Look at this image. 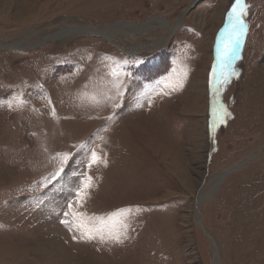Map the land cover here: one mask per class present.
I'll return each instance as SVG.
<instances>
[{
	"label": "rangeland",
	"instance_id": "rangeland-1",
	"mask_svg": "<svg viewBox=\"0 0 264 264\" xmlns=\"http://www.w3.org/2000/svg\"><path fill=\"white\" fill-rule=\"evenodd\" d=\"M194 1L0 0V264H264V0L218 94L233 0Z\"/></svg>",
	"mask_w": 264,
	"mask_h": 264
},
{
	"label": "snow or ice",
	"instance_id": "snow-or-ice-1",
	"mask_svg": "<svg viewBox=\"0 0 264 264\" xmlns=\"http://www.w3.org/2000/svg\"><path fill=\"white\" fill-rule=\"evenodd\" d=\"M249 5L245 0H233L231 8L226 13L224 26L220 29L217 40V60L213 65L210 73L209 85L213 88L215 93H219L223 86L230 82V78L233 75H238V72L231 68L233 61L238 58L239 49L243 44L244 37L247 32V21L244 17L247 15V9ZM139 63V61H137ZM119 88V85H117ZM119 95V92L117 93ZM217 100L213 102L212 108V120L210 123V129L214 133L219 124L226 123V119L230 117L231 113L228 112L226 107L222 104L216 107ZM53 115L55 112L53 110ZM68 154L65 153L61 156V162H66ZM93 162L96 161V154H92ZM90 179V178H89ZM90 187L86 184L84 188L77 192V199L82 201L87 197L86 188ZM69 212L65 213V216H72V220L65 219L62 221L69 228L75 227L77 231L81 232L82 239L93 240L99 238L101 241L111 240L114 242H122V237H126V229L128 227L124 218H121L118 213H114L110 218L111 223L104 222L101 218L92 217L90 220H100L99 226H89L85 222L83 213L71 211L72 205L69 204ZM130 210H120V212Z\"/></svg>",
	"mask_w": 264,
	"mask_h": 264
},
{
	"label": "water",
	"instance_id": "water-1",
	"mask_svg": "<svg viewBox=\"0 0 264 264\" xmlns=\"http://www.w3.org/2000/svg\"><path fill=\"white\" fill-rule=\"evenodd\" d=\"M200 0H195L193 3H191L190 4V6L181 14V16H180V20L191 10V9H193V8H195L196 7V5H197V3L199 2ZM164 20H166V19H164ZM178 22H180V21H178ZM177 24H179V23H177ZM113 25H111V26H108L107 28H111ZM177 26V25H176ZM88 32H90L91 34H93V35H97V36H100V35H104L102 32H100V31H98V32H95V31H88ZM241 165H237V166H235V167H233V168H231L230 170H228V171H226V173L224 174V176L221 178V179H219V180H217V184L216 185H219L220 184V182L222 181V179L225 177V175L228 173V172H230L231 170H233V169H235V168H238V167H240Z\"/></svg>",
	"mask_w": 264,
	"mask_h": 264
},
{
	"label": "bare ground",
	"instance_id": "bare-ground-1",
	"mask_svg": "<svg viewBox=\"0 0 264 264\" xmlns=\"http://www.w3.org/2000/svg\"><path fill=\"white\" fill-rule=\"evenodd\" d=\"M222 10V9H221ZM221 13V12H220ZM218 18V17H217ZM153 21H156V22H160V24L164 25V26H167L168 28L170 29H173L175 30L176 26L174 25H170L169 23H167L166 20H160V19H155ZM70 32H78V31H83V32H87V31H95V32H98V30H92V29H89V28H85V27H77V28H70ZM68 32V33H70ZM104 34V33H103ZM106 34V33H105ZM107 35V34H106ZM109 35V34H108ZM195 100H197V98H195ZM197 103V102H196ZM189 106V104H187ZM191 105L192 107H194L195 105H193V102H191Z\"/></svg>",
	"mask_w": 264,
	"mask_h": 264
}]
</instances>
